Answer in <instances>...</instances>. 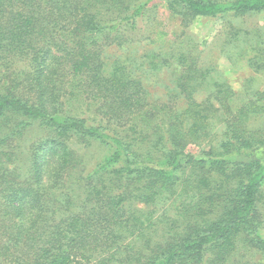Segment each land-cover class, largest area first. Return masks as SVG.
I'll list each match as a JSON object with an SVG mask.
<instances>
[{"label":"trees","instance_id":"trees-1","mask_svg":"<svg viewBox=\"0 0 264 264\" xmlns=\"http://www.w3.org/2000/svg\"><path fill=\"white\" fill-rule=\"evenodd\" d=\"M155 1L0 0V264H264V85L239 99L157 30L177 71L153 100L168 62L127 50ZM162 2L185 27L264 12ZM233 37L264 75V37Z\"/></svg>","mask_w":264,"mask_h":264},{"label":"rangeland","instance_id":"rangeland-1","mask_svg":"<svg viewBox=\"0 0 264 264\" xmlns=\"http://www.w3.org/2000/svg\"><path fill=\"white\" fill-rule=\"evenodd\" d=\"M154 5L152 12H149L150 18L143 19L139 25V43L136 47L132 45L127 50L139 57L147 56L150 53L149 51H156L168 62L150 85L149 89L153 100L166 94V88L173 83L174 74L177 71L176 62L168 56L172 51L171 45L159 48L161 46L152 43V40L155 39L153 34L157 30L168 34L167 39L172 40L174 48H176V43L186 40V43L189 47H192L191 50L199 57L201 63L220 72L221 76L216 75L217 79L223 78L229 82L239 99L244 96L248 79L256 78L254 87H263L264 75L255 73L248 65V60L252 57V51L241 53V47L238 48L234 45L237 41L233 34L236 32L241 33L243 39H245V34L248 32L256 38L259 36L264 37V12L248 16H227L216 20L199 18L190 26L185 27L179 19L170 17L169 13L165 11V3L162 0L155 1ZM149 34H151L149 41L142 43L143 38H147ZM248 38L250 37L246 39ZM255 43L256 39L253 45L257 46L258 43ZM119 52V50L112 49L110 54L118 56ZM125 53L126 51H121L120 55ZM202 97L203 95H200L201 99H203ZM258 124L263 126L264 120L259 121ZM81 152L84 156L87 172L91 171L93 166L102 159L101 150L98 148L92 147ZM23 170H26L25 167Z\"/></svg>","mask_w":264,"mask_h":264}]
</instances>
